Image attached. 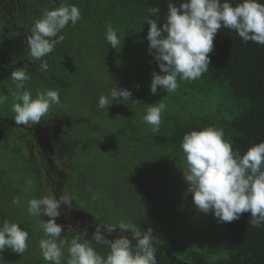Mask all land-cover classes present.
Returning a JSON list of instances; mask_svg holds the SVG:
<instances>
[{
    "label": "trees",
    "instance_id": "trees-1",
    "mask_svg": "<svg viewBox=\"0 0 264 264\" xmlns=\"http://www.w3.org/2000/svg\"><path fill=\"white\" fill-rule=\"evenodd\" d=\"M171 2L179 6L182 0ZM230 2L235 5L240 0ZM168 3L0 0V108L11 114V118L0 116V128L5 122L17 128L14 132L0 129V138L9 137V142L0 144L4 161L0 164V222H17L29 234L27 250L20 255L6 248L0 264H49L39 249V240L44 237L39 220H47V216H32L28 208L12 203L20 199L17 197H21L23 187L13 183L8 174L11 166L29 171L35 180L36 198L48 195V188L57 198L62 193L72 197L71 208L62 204L60 210L76 212L88 227H84L86 231L62 232L60 239L68 244L78 235L83 242V233L91 241L97 224L123 222L141 231L152 229L157 264H264V224L252 227L249 213L231 223L218 222L211 212L195 209L191 195L186 194L180 143L184 133L205 126L223 130L224 140L241 154L250 145L264 141V45L245 44L234 31L222 28L215 35L207 72L192 81L178 78L179 87L173 93L158 88L153 95L151 73L160 69L148 50L149 25L144 19L149 8L158 6L159 27ZM64 4L78 7L81 17L75 26L70 24L62 30V43L44 58L49 67L41 71L40 61L30 60L27 38L45 10ZM108 25L121 40L116 49L105 39ZM15 70L28 73L25 89L33 96L45 89L59 93L60 103L52 105L45 116L61 121L55 141L59 154L53 156L56 172L42 168L34 152L35 141L20 135L19 129L24 128L12 118L16 89L10 73ZM115 86L129 89L130 100L99 108V97ZM159 102L166 109L159 132L153 134L142 117L148 104ZM89 119L100 123H89ZM94 148L97 154L88 156ZM76 149L96 167L80 165L79 158L73 159L71 153ZM10 154L20 156L18 164L8 160ZM25 161L30 166H25ZM26 195L28 198L29 193ZM101 231L109 239L121 234L118 227L112 233ZM123 234L131 237L130 231ZM68 244L61 264L68 262ZM93 246L101 254L107 251L103 245Z\"/></svg>",
    "mask_w": 264,
    "mask_h": 264
},
{
    "label": "clouds",
    "instance_id": "clouds-1",
    "mask_svg": "<svg viewBox=\"0 0 264 264\" xmlns=\"http://www.w3.org/2000/svg\"><path fill=\"white\" fill-rule=\"evenodd\" d=\"M159 13L160 8L153 6L144 19L149 25L148 50L160 69L159 73H151L149 87L153 95L158 88L173 93L179 87L178 78L192 81L207 72L215 35L222 28L234 31L245 44L251 41L264 45V3L260 0H240L235 5L230 0H182L179 6L169 0L164 21L158 27ZM80 17L78 7L64 4L45 10L34 21L27 45L30 60L40 61L41 71L46 72L49 67L44 58L62 43V30L70 24L75 26ZM105 39L114 49L121 46L111 25L107 27ZM10 76L16 89L12 104L16 125L38 124L52 105L60 103L56 90H38L35 96L26 90L25 82L30 77L25 70L12 71ZM131 95L129 89L115 86L109 94L99 97L98 107L107 109L113 101H128ZM165 109L166 105L159 102L148 104L145 110L142 120L151 126L153 134L159 132ZM180 143L184 158L180 167L187 185L186 194L191 195L196 210L205 214L211 212L218 222L225 223L249 213L248 223L252 227L264 224V141L250 145L241 154L224 140L223 130L205 126L184 133ZM12 203L17 204L19 200L13 199ZM62 204L70 209L72 197L62 193L57 198L50 193L28 201L30 215L48 217L39 220L44 233L39 249L49 264H61L64 246L68 244L67 240L60 239L63 226L56 222ZM117 227L121 234L114 239L101 231L103 228L112 233ZM125 231H130L131 237L124 235ZM82 235L83 242L78 235L68 244L67 264H157L151 228L141 231L123 222L97 224L91 241L84 233ZM28 238V232L19 223L3 220L0 222V255L6 248L23 254L28 248ZM93 245H103L107 251L101 254Z\"/></svg>",
    "mask_w": 264,
    "mask_h": 264
},
{
    "label": "flooded vegetation",
    "instance_id": "flooded-vegetation-1",
    "mask_svg": "<svg viewBox=\"0 0 264 264\" xmlns=\"http://www.w3.org/2000/svg\"><path fill=\"white\" fill-rule=\"evenodd\" d=\"M10 123V122H9ZM7 123V124H9ZM13 126L11 123L9 124ZM61 125V121L57 122L56 118H53L52 120H43L38 124L32 125V126H22L24 129L21 131V134H28L34 143V152L37 155V158L40 162H42V168H45L47 171V168L52 170V172H56L58 170V167H56L55 159H53V156L56 158V154H59L57 152V146L55 145V141H57V135L58 130ZM2 128L5 129L6 122L1 123ZM11 131H16L17 128L7 129ZM1 131V130H0ZM24 136V135H23ZM41 164V163H40ZM55 170V171H53ZM48 172V171H47ZM48 182L55 181V180H46ZM56 184V182H54ZM61 215L56 218V222L58 224H61L63 226L62 231H68L70 229L73 230H83L84 227H88V224L86 221L79 220V215L75 214L76 212L68 211L66 212L65 209L60 210ZM67 213V214H66ZM48 219V217H47ZM81 227V228H80ZM85 230V229H84ZM91 230V228H90Z\"/></svg>",
    "mask_w": 264,
    "mask_h": 264
},
{
    "label": "rangeland",
    "instance_id": "rangeland-1",
    "mask_svg": "<svg viewBox=\"0 0 264 264\" xmlns=\"http://www.w3.org/2000/svg\"><path fill=\"white\" fill-rule=\"evenodd\" d=\"M11 105V104H10ZM9 105V107H10ZM6 108H0V116L1 117H6V118H11V114L9 111H5ZM45 119H50L52 120L54 117H44ZM89 123H96L97 125L100 123V121L98 120H95V119H89ZM87 123V125L89 124ZM12 127L14 128V126H11L9 124H6L5 126V131H7V129H12ZM19 129V128H18ZM19 131H22L21 129H19ZM24 135L26 138L28 137V134H22ZM75 135V134H74ZM76 136V135H75ZM6 142H9V137H4V138H0V144H3V143H6ZM98 150L96 148L92 149L91 152H89L88 156H95L97 154ZM24 154H27V151L24 150L23 152ZM71 155H75L73 156V159L77 160L78 158L80 159L79 160V163L80 165H85L86 167L87 166H93V167H96V165H94L89 158H87L86 156L83 157V154H82V151L78 152V149L75 150H72V153ZM27 156V155H26ZM25 156V157H26ZM71 158V156H70ZM20 159V156H18V154L14 155V154H10V157L8 160L10 161H16V163L18 164V160ZM28 161V160H27ZM64 161H66L68 163V158L65 157L64 158ZM1 163H4V161L1 160V155H0V164ZM30 163L29 162H24V165L25 166H30L29 165ZM9 166V164H8ZM8 174H10L12 180H13V183L23 187V190H22V195L21 197H17V198H20L19 199V203L18 206H22V208H28V201L32 198H36V195H35V191H34V188H35V180L32 176H30V173L29 171H26L25 169H22V170H16V168L14 166H11V168L8 170ZM87 174H91V171H87ZM63 175V174H62ZM97 189V188H96ZM99 189V188H98ZM45 190V188H44ZM92 191H93V188H92ZM27 193H29V197L27 198ZM100 193V192H99ZM50 194V189L48 188V195ZM26 197V198H25ZM91 197H95L94 193L91 194ZM96 198V197H95ZM98 201V200H97ZM92 202H95V200H92ZM13 205V204H12ZM204 224L203 226L204 227H207V223L204 222L202 223ZM62 232H65L64 230ZM67 263V262H66Z\"/></svg>",
    "mask_w": 264,
    "mask_h": 264
}]
</instances>
